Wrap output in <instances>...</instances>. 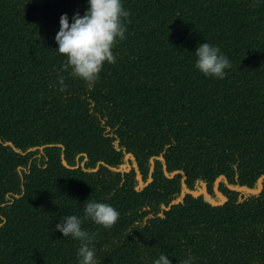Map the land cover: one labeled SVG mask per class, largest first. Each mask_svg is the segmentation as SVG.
Returning <instances> with one entry per match:
<instances>
[{"label":"trees","instance_id":"16d2710c","mask_svg":"<svg viewBox=\"0 0 264 264\" xmlns=\"http://www.w3.org/2000/svg\"><path fill=\"white\" fill-rule=\"evenodd\" d=\"M122 3L126 38L88 88L59 71L54 39L87 0H0V264H77L80 242L55 230L68 215L100 264H264L263 192L230 189L264 173V0ZM205 42L230 61L223 79L194 66ZM88 200L115 225L84 219Z\"/></svg>","mask_w":264,"mask_h":264},{"label":"clouds","instance_id":"9594fccd","mask_svg":"<svg viewBox=\"0 0 264 264\" xmlns=\"http://www.w3.org/2000/svg\"><path fill=\"white\" fill-rule=\"evenodd\" d=\"M88 7L83 16L76 13L69 21L67 14L59 20L55 35V53L64 58L60 72L70 69V75L91 88L99 78L105 63L115 62L112 49L117 40L126 38V22L130 12L123 7L122 0H87ZM194 56L195 68L206 78L223 79L226 69L231 67L229 59L214 45L205 42L198 45ZM57 82L64 90V77L58 73ZM119 212L110 204L88 200L84 204V219H90L104 229H110L119 218ZM82 220L76 215L63 216L55 230L64 237L78 240L77 264H100L97 250L91 247L94 235L82 229ZM165 254L154 259L152 264H171ZM180 264H193L191 256Z\"/></svg>","mask_w":264,"mask_h":264},{"label":"water","instance_id":"95a60500","mask_svg":"<svg viewBox=\"0 0 264 264\" xmlns=\"http://www.w3.org/2000/svg\"><path fill=\"white\" fill-rule=\"evenodd\" d=\"M6 145H11V146L13 147V145H12V144H9V143H7ZM43 148H44V147H42V148H40V149L43 150ZM18 152H19V151H18ZM129 158L133 159V156L130 155V156L126 157V161H128ZM160 160L163 161V160H164L163 157H160ZM62 163H63V165H64L65 167H67V168H69V169H76V168H79V165H76V167H70V166L67 164L66 160L64 159V155H62ZM102 164L105 165L104 163H102ZM82 166H83V164H82ZM99 167H100V164H98L97 168H96L95 170H92V172H96V171H98ZM134 167H136V165H135ZM107 168L110 169L111 171H113V172H117V173L123 172V171H125V170L129 172V171L131 170V167H130L128 164L121 165L119 168H113V167H110V166H107ZM153 169H154V158L151 159V171H150L149 180H148L147 185H149V184L152 182V172H153ZM164 171H165L166 175L169 177V175H168L167 172H166V167H165V165H164ZM138 178H139V180H140V185L142 186V185H143V182H142V180H141L140 177H138ZM170 178H173V176H171ZM221 180H222V177L218 178V180H217L216 183H219ZM183 182H184V180L182 181V183H183ZM230 189H231V190H234V191H242V190H244V191H248V192H250V193H254V191L249 190V188H247L246 186H244V187H242V188H241V187H237V188L230 187ZM185 192H187V191H185ZM192 194L194 195V197H199V196H201V195H204L206 201H207L209 204H211L213 207H217V206H219V205L221 204V203L219 204V203H217L216 201H214V200L211 198V196L208 195V193H207V191H206L205 189L198 188L197 191L194 192V193H192Z\"/></svg>","mask_w":264,"mask_h":264},{"label":"flooded vegetation","instance_id":"af4514ba","mask_svg":"<svg viewBox=\"0 0 264 264\" xmlns=\"http://www.w3.org/2000/svg\"><path fill=\"white\" fill-rule=\"evenodd\" d=\"M222 177V176H221ZM220 178V177H219ZM223 179V178H222ZM222 181V180H221ZM220 181V182H221ZM217 182V181H216ZM219 182V183H220ZM216 184H218V183H216ZM230 187H232V186H230ZM242 187H244V186H242ZM241 187V188H242ZM247 188H249L248 186H246ZM199 188H201V187H199ZM234 188H237V187H234ZM201 189H204V188H201ZM249 190H251V191H254V193H250V192H248V194L249 195H256V194H260V193H262L263 192V200H264V173L261 175V176H259V177H257V179H256V182H255V186L253 187V189H251V188H249ZM232 191H234V190H232ZM242 191H244V190H242ZM237 192H241V191H237ZM216 195H217V197L215 198V199H213L212 197V199L214 200V201H216L217 203H221L220 205H222V204H224V202L225 201H227L228 199L221 193V192H219V191H217L216 192ZM202 196V195H201ZM204 196V195H203ZM218 207V206H217Z\"/></svg>","mask_w":264,"mask_h":264}]
</instances>
